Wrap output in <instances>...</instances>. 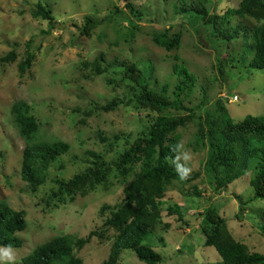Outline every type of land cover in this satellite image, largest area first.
I'll list each match as a JSON object with an SVG mask.
<instances>
[{"label":"rangeland","instance_id":"rangeland-1","mask_svg":"<svg viewBox=\"0 0 264 264\" xmlns=\"http://www.w3.org/2000/svg\"><path fill=\"white\" fill-rule=\"evenodd\" d=\"M127 2L132 5L134 15L124 6L125 0H0V58L11 51L15 53L14 61L0 64V199L16 210H23L26 221L25 230L16 234L21 247L13 248L15 264H22L23 257L53 237H86L102 225L101 206L114 205L122 199L123 182L115 171L106 185L95 187L84 197L77 195L71 203L49 201V195L57 188L56 179L68 180L89 165L88 151L109 162L122 151L123 141L116 149L107 151L98 134L110 140L117 133L134 138L143 121L142 113L123 106L86 116L84 113L93 103L106 104L119 97L121 90L106 85V74L93 76L81 64L83 61L91 62L102 54L106 62L118 58L150 63L159 81L173 86L172 64L177 56L195 76L193 92L182 98L185 107L202 115L198 109L202 104L204 110L211 112L216 100L223 98L227 114L234 122L247 115L264 117V70L236 63L243 47L240 39L221 46L209 37L205 25L191 23L177 14L172 0ZM239 2L210 0L207 7L216 15H223ZM37 4L51 10L54 28L48 34L44 33L48 22L31 16ZM86 17L98 21V26L87 36L80 34ZM256 24L252 19L236 18L230 20L228 27L251 28ZM164 29L180 34L177 50L166 51L153 44L152 36ZM28 51L34 52V62L20 77L17 66ZM233 96L237 100L233 101ZM17 101L28 103L37 119L36 141L61 140L70 146L66 154L50 165L45 183L35 193L19 174L24 143L10 113ZM195 129L189 124L178 130L182 149L176 161L190 174L202 171L206 158L204 149L194 150ZM183 150H190V160H184ZM252 176L250 169L220 195L213 192L203 174L189 184L173 182L163 199L161 223L145 236L142 244L159 254L162 264H221L216 251L204 246L200 230L199 214L214 208L226 220L236 241L245 244L251 252L264 255V201L248 202L253 196L249 185ZM194 186L199 196L194 194ZM236 196L247 202L239 219L236 215L241 202ZM174 204L182 209L186 225L167 214V208ZM113 234L109 230L104 241L92 238L77 252L83 264H102ZM0 264L7 262L0 260ZM119 264L144 263L125 250Z\"/></svg>","mask_w":264,"mask_h":264},{"label":"trees","instance_id":"trees-1","mask_svg":"<svg viewBox=\"0 0 264 264\" xmlns=\"http://www.w3.org/2000/svg\"><path fill=\"white\" fill-rule=\"evenodd\" d=\"M127 1L125 0L124 6L134 15L133 7ZM172 1H175L177 14L185 16L191 23L205 25L209 37L221 46L230 40L240 39L243 47L236 60L238 65L264 70V0H240L236 8L227 9L223 15H216L207 7L210 0ZM137 14L142 18L141 13ZM31 16L48 22L45 34L53 30L51 10L37 4ZM236 18L252 19L257 24L251 28L240 25L228 27L230 20ZM97 26L98 21L86 17L80 34L87 36ZM151 40L159 48L174 51L179 47L180 34L164 29L161 33L154 34ZM14 57L15 53L11 51L0 58V64L14 61ZM34 58V52L28 51L25 59L18 64L20 77L30 70ZM173 62V86L168 82L161 83L150 63L118 58L106 62L102 54L91 62L81 63L93 76L106 74V85L121 90L119 97L106 104L93 103L89 111L84 113L86 116L96 112H110L123 106L142 113L143 121L134 138L129 134L117 133L110 140L98 134L107 151L116 149L123 141L122 151L110 162L98 153L88 151L91 158L89 165L68 180L56 179L54 182L57 188L49 195V201L71 203L77 195L84 197L95 187L106 185L109 176L115 171L123 182V196L119 203L101 206L100 228L81 238L70 235L53 237L23 257L22 264H83L77 252L89 244L92 238L107 240L109 230H113L114 234L107 258L102 264H119L125 250L131 251L144 264H162L161 256L142 242L161 223L163 199L167 188L175 181L189 184L203 174L209 179L213 192L220 195L229 184L252 169L253 176L249 185L253 196L248 202L264 201V117L247 115L234 122L227 114L223 98L216 100L211 112L204 110L202 104L198 108L202 115L185 107L182 98L189 97L193 92L195 76L177 56L173 57ZM10 113L24 143L20 178L35 193L45 183L50 165L58 156L66 154L70 146L61 140H35L39 124L28 103L14 102ZM189 124L196 128L194 150L204 149L206 158L202 171L192 174L187 171V178L181 180L186 169L177 163L181 150L175 149L180 140L178 130ZM193 190L199 196L196 186ZM240 202L237 219L247 203ZM166 212L175 216L178 222L187 224L180 206L174 204ZM199 215L204 246L216 251L221 264H264V255L251 252L245 244L236 241L226 220L214 208H207ZM25 228V212L12 208L0 199V248L6 245L21 247V240L16 234Z\"/></svg>","mask_w":264,"mask_h":264},{"label":"clouds","instance_id":"clouds-1","mask_svg":"<svg viewBox=\"0 0 264 264\" xmlns=\"http://www.w3.org/2000/svg\"><path fill=\"white\" fill-rule=\"evenodd\" d=\"M182 145H177L175 150H181ZM183 158L185 161L191 159L190 150H183ZM187 178V170H185V175L180 177L181 180ZM0 260L7 262V264H15V249L11 245H6L0 248Z\"/></svg>","mask_w":264,"mask_h":264},{"label":"built area","instance_id":"built-area-1","mask_svg":"<svg viewBox=\"0 0 264 264\" xmlns=\"http://www.w3.org/2000/svg\"><path fill=\"white\" fill-rule=\"evenodd\" d=\"M224 97H226V95H225ZM232 100H233V101L237 100V96H233V97H232Z\"/></svg>","mask_w":264,"mask_h":264}]
</instances>
